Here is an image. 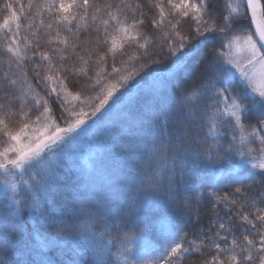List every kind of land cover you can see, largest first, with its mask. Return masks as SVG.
Returning <instances> with one entry per match:
<instances>
[{
	"label": "snow or ice",
	"instance_id": "snow-or-ice-1",
	"mask_svg": "<svg viewBox=\"0 0 264 264\" xmlns=\"http://www.w3.org/2000/svg\"><path fill=\"white\" fill-rule=\"evenodd\" d=\"M223 10L2 0L0 264H183L203 251L201 264H264V0ZM146 24L163 34L155 43ZM113 128L119 145L89 167L64 166L100 133L115 141ZM153 210L166 247L146 259L132 241Z\"/></svg>",
	"mask_w": 264,
	"mask_h": 264
},
{
	"label": "rangeland",
	"instance_id": "rangeland-1",
	"mask_svg": "<svg viewBox=\"0 0 264 264\" xmlns=\"http://www.w3.org/2000/svg\"><path fill=\"white\" fill-rule=\"evenodd\" d=\"M21 3H23L25 5V7L28 4V0H20ZM36 3H39V0H35ZM100 2L102 3L103 0H100ZM142 2L146 3V0H142ZM0 3H2V0H0ZM225 3V0H214V4L217 7V11L224 14V10H223V5ZM145 11H148V8H145ZM30 14L34 15L35 13V8H33L32 12H29ZM3 13H0V16H2ZM28 14L25 13L24 16H27ZM151 15V12H149V16ZM24 16L21 17V24L26 26V21ZM45 17H47V14L45 13ZM39 22V17H36V23L38 24ZM47 22V19H46ZM246 23V22H244ZM183 28L185 31L188 30L189 25L187 23H185L183 25ZM141 30L142 32L149 36V37H153L154 39V43L155 38L156 37H162V33L161 32H157L155 31L152 27L147 26V24L145 26H141ZM43 32V30L41 29V33ZM82 34V38H83ZM46 41V36L44 35H40V43L41 46L43 48L48 47L45 43ZM129 51H132L131 49ZM121 58L123 59H127L126 56L124 57H120L119 55L117 56V60L119 61ZM164 62H167V57H163ZM26 63H28L26 61ZM109 63H111V61L109 60ZM117 67H122L119 63H117L116 65ZM7 69V58L3 53V49L0 48V70H6ZM110 70V69H108ZM237 76H239V73H237ZM136 79H139V77H137ZM33 85L36 88V91L38 93H40L41 95L44 94L43 89L41 88L40 85H38L36 83L35 80L32 81ZM65 83H68L67 81H65ZM68 88L70 91H72L73 93L77 92L80 90V84L76 83L75 86H73V84H68ZM238 91V89H237ZM94 94V93H93ZM50 106L53 108V111H56V104L53 101H50ZM144 100H141V102L136 106V109L134 110L133 114L135 115L137 112L142 110V106H143ZM13 122H15L16 118L13 117ZM63 126V125H62ZM110 131L114 132L117 136V139L115 141H111L109 138V135L106 132L100 133L97 135V137L95 139L90 138L89 141L84 142L79 149H77L75 151V153L71 156V157H64V166L66 168H72V169H78L81 167H89L93 160H95L97 158V154L99 153L100 155H103L104 152L109 149L110 147H113L114 145H119L120 144V140H119V136H118V129L113 128L110 129ZM0 187H2V185H0ZM205 191H209L211 189L209 188H205ZM224 192H229L231 191V189L229 188H224L223 189ZM0 199H3L2 196H0ZM201 208V212L203 213L202 219L204 221V225L205 227H207L208 225V220L211 217L212 213L209 211V209L212 207L211 204L208 201H204V203L202 205L199 206ZM219 211L221 214H223V205L219 206ZM150 219L148 221V224L146 227L143 228L142 231L137 232L136 235L139 236V239L137 240H133L132 243L139 246V245H144L147 247L148 252L147 255L144 257L146 259H155L157 258L160 253H162L164 251V247H166V245H161V240L164 239V236L161 233L160 230V225H159V221L163 218V213L160 212L159 210H153L149 213ZM195 233L190 231L189 232V239L194 238ZM207 243V241H206ZM133 255H135V250H133ZM212 252L210 251H203L202 254L200 255H195L190 259H185L183 261V264H201L202 259L205 256H211ZM118 264H120V262L118 261Z\"/></svg>",
	"mask_w": 264,
	"mask_h": 264
},
{
	"label": "trees",
	"instance_id": "trees-1",
	"mask_svg": "<svg viewBox=\"0 0 264 264\" xmlns=\"http://www.w3.org/2000/svg\"><path fill=\"white\" fill-rule=\"evenodd\" d=\"M25 13H27V14H28L27 16H29V17L32 16V14H30V13L27 12V11H26ZM29 226H30V224H29Z\"/></svg>",
	"mask_w": 264,
	"mask_h": 264
}]
</instances>
